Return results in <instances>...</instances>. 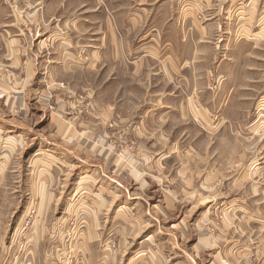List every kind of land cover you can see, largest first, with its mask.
Segmentation results:
<instances>
[{
	"label": "rangeland",
	"instance_id": "374dc122",
	"mask_svg": "<svg viewBox=\"0 0 264 264\" xmlns=\"http://www.w3.org/2000/svg\"><path fill=\"white\" fill-rule=\"evenodd\" d=\"M153 2L219 38L264 36V0ZM17 3L0 0V264H264V95L238 125L188 95L184 119L138 104L122 120L101 104L104 123L82 73L70 88L39 54L63 46L62 9L50 30ZM263 76L247 84L261 91Z\"/></svg>",
	"mask_w": 264,
	"mask_h": 264
},
{
	"label": "crops",
	"instance_id": "0c3cea01",
	"mask_svg": "<svg viewBox=\"0 0 264 264\" xmlns=\"http://www.w3.org/2000/svg\"><path fill=\"white\" fill-rule=\"evenodd\" d=\"M102 2L18 0L17 3L18 8L38 9L41 18L35 19V23H43L50 30H56L52 24L60 21L55 9H62L60 14L66 17L63 20L66 28L63 26L60 31L65 37L63 46L51 41V49H45L42 41L38 53L53 56L48 63L60 72L59 79L54 78L70 88L75 87L72 83L75 72L82 73V88L98 105L99 120L106 123L101 104H113L116 117L122 120L128 119L127 113L131 112L128 105L138 104L151 105L145 117L155 107H171L184 119L187 95L188 102L198 98L197 111L203 112L202 106L209 103L207 111L211 115L223 112L222 117L232 124H243L248 119V112L254 107L250 104L254 105L257 97L264 95V86L260 91L257 78L255 85L247 84L254 75L264 74L261 28L254 31L255 27L243 26L241 39L227 35L219 38L217 31L221 26L216 29L213 24L198 25L191 18L161 14L166 6L153 15V0ZM17 22L29 20L19 18ZM75 24L79 25L77 31ZM80 52L87 59L78 64L74 56ZM223 75L224 86L219 83ZM213 76L219 92H212ZM187 87L192 89L188 94Z\"/></svg>",
	"mask_w": 264,
	"mask_h": 264
},
{
	"label": "bare ground",
	"instance_id": "6f19581e",
	"mask_svg": "<svg viewBox=\"0 0 264 264\" xmlns=\"http://www.w3.org/2000/svg\"><path fill=\"white\" fill-rule=\"evenodd\" d=\"M88 179H89L88 177H83V178L80 180L79 185H78V188H77V192L80 191L82 185H83L84 182H85L86 180H88Z\"/></svg>",
	"mask_w": 264,
	"mask_h": 264
}]
</instances>
